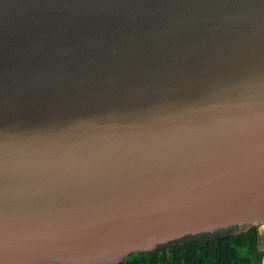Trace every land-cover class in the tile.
Returning <instances> with one entry per match:
<instances>
[{
    "label": "water",
    "instance_id": "1",
    "mask_svg": "<svg viewBox=\"0 0 264 264\" xmlns=\"http://www.w3.org/2000/svg\"><path fill=\"white\" fill-rule=\"evenodd\" d=\"M262 224L264 0H0V264Z\"/></svg>",
    "mask_w": 264,
    "mask_h": 264
},
{
    "label": "trees",
    "instance_id": "2",
    "mask_svg": "<svg viewBox=\"0 0 264 264\" xmlns=\"http://www.w3.org/2000/svg\"><path fill=\"white\" fill-rule=\"evenodd\" d=\"M237 230L232 229L231 233ZM196 237L153 255H135L122 264H264L259 227L222 237Z\"/></svg>",
    "mask_w": 264,
    "mask_h": 264
},
{
    "label": "rangeland",
    "instance_id": "3",
    "mask_svg": "<svg viewBox=\"0 0 264 264\" xmlns=\"http://www.w3.org/2000/svg\"><path fill=\"white\" fill-rule=\"evenodd\" d=\"M260 231V246L264 252V224L259 226Z\"/></svg>",
    "mask_w": 264,
    "mask_h": 264
}]
</instances>
